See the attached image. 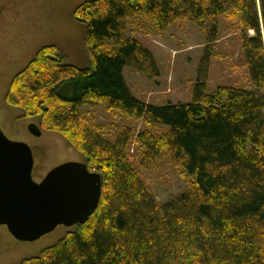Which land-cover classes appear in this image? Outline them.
<instances>
[{
	"label": "trees",
	"instance_id": "1",
	"mask_svg": "<svg viewBox=\"0 0 264 264\" xmlns=\"http://www.w3.org/2000/svg\"><path fill=\"white\" fill-rule=\"evenodd\" d=\"M73 15L84 27L87 66L43 46L6 102L82 154L101 177V196L83 224L19 264H264V0H85ZM139 16L159 31L180 21L204 34L191 102L156 107L129 93L123 69L154 65L126 35ZM221 19L239 35L248 87L207 94ZM96 105L157 129L138 135L141 165L165 152L189 178L184 192L157 202L125 157V133L110 143L84 121L81 108Z\"/></svg>",
	"mask_w": 264,
	"mask_h": 264
},
{
	"label": "rangeland",
	"instance_id": "2",
	"mask_svg": "<svg viewBox=\"0 0 264 264\" xmlns=\"http://www.w3.org/2000/svg\"><path fill=\"white\" fill-rule=\"evenodd\" d=\"M85 0H0V131L15 142H22L34 152L33 180L39 183L54 168L68 162L85 164V158L61 135L42 130L38 118H26L24 112L6 102L13 78L33 59L38 49L54 45L66 63L87 66L84 27L74 9ZM219 36L207 74L206 92L219 87L247 88L242 68L240 40L229 23L219 21ZM126 35L144 46L154 65L144 72L124 68L122 77L129 93L137 100L156 107L189 103L197 84V70L204 54V34L180 21L165 30L153 28L151 21L136 17L126 26ZM84 121L100 136L115 143L125 133V157L151 191L157 202L164 203L184 192L189 178L168 154L160 152L143 168L144 148L137 138L141 133L158 134L142 119H134L105 105L84 106ZM35 124L41 132L36 138L27 127ZM74 228L58 227L37 241L14 240L0 227V264H19L54 246Z\"/></svg>",
	"mask_w": 264,
	"mask_h": 264
},
{
	"label": "water",
	"instance_id": "3",
	"mask_svg": "<svg viewBox=\"0 0 264 264\" xmlns=\"http://www.w3.org/2000/svg\"><path fill=\"white\" fill-rule=\"evenodd\" d=\"M39 138L35 124L27 127ZM28 145L0 131V227L18 242L31 243L58 227L83 224L97 208L101 177L85 164L68 162L52 169L41 182L32 179Z\"/></svg>",
	"mask_w": 264,
	"mask_h": 264
},
{
	"label": "flooded vegetation",
	"instance_id": "4",
	"mask_svg": "<svg viewBox=\"0 0 264 264\" xmlns=\"http://www.w3.org/2000/svg\"><path fill=\"white\" fill-rule=\"evenodd\" d=\"M30 150H31V153H32V158L34 160V152H33V150L31 148H30ZM32 172H33V169H32ZM32 179H33V176H32Z\"/></svg>",
	"mask_w": 264,
	"mask_h": 264
}]
</instances>
